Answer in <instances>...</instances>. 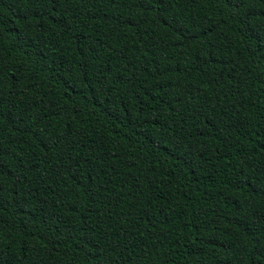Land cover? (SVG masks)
<instances>
[{
  "label": "trees",
  "instance_id": "trees-1",
  "mask_svg": "<svg viewBox=\"0 0 264 264\" xmlns=\"http://www.w3.org/2000/svg\"><path fill=\"white\" fill-rule=\"evenodd\" d=\"M0 264H264V0H0Z\"/></svg>",
  "mask_w": 264,
  "mask_h": 264
},
{
  "label": "snow or ice",
  "instance_id": "snow-or-ice-1",
  "mask_svg": "<svg viewBox=\"0 0 264 264\" xmlns=\"http://www.w3.org/2000/svg\"><path fill=\"white\" fill-rule=\"evenodd\" d=\"M237 7L239 6V4L236 5Z\"/></svg>",
  "mask_w": 264,
  "mask_h": 264
}]
</instances>
